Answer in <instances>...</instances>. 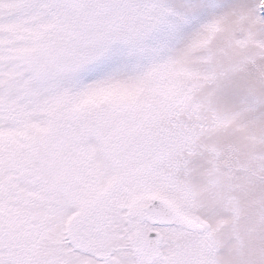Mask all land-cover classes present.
<instances>
[{
    "label": "snow or ice",
    "instance_id": "1",
    "mask_svg": "<svg viewBox=\"0 0 264 264\" xmlns=\"http://www.w3.org/2000/svg\"><path fill=\"white\" fill-rule=\"evenodd\" d=\"M0 264H264V0H0Z\"/></svg>",
    "mask_w": 264,
    "mask_h": 264
}]
</instances>
